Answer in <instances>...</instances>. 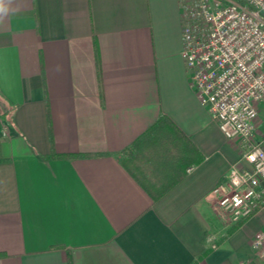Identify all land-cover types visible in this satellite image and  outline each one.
Instances as JSON below:
<instances>
[{
  "label": "crops",
  "instance_id": "0c3cea01",
  "mask_svg": "<svg viewBox=\"0 0 264 264\" xmlns=\"http://www.w3.org/2000/svg\"><path fill=\"white\" fill-rule=\"evenodd\" d=\"M184 23L180 0H0V264H264V208L229 234L209 198L243 150L192 87ZM162 117L205 161L155 203L122 152Z\"/></svg>",
  "mask_w": 264,
  "mask_h": 264
},
{
  "label": "built area",
  "instance_id": "2783aa9c",
  "mask_svg": "<svg viewBox=\"0 0 264 264\" xmlns=\"http://www.w3.org/2000/svg\"><path fill=\"white\" fill-rule=\"evenodd\" d=\"M180 1L192 87L223 136L243 148L209 198L231 225L245 223L264 208V147L255 141L264 106V0ZM252 246L264 261V232Z\"/></svg>",
  "mask_w": 264,
  "mask_h": 264
},
{
  "label": "trees",
  "instance_id": "16d2710c",
  "mask_svg": "<svg viewBox=\"0 0 264 264\" xmlns=\"http://www.w3.org/2000/svg\"><path fill=\"white\" fill-rule=\"evenodd\" d=\"M204 161L205 157L167 117L160 118L122 152L123 167L155 203L176 188L189 169ZM242 225H234L229 234Z\"/></svg>",
  "mask_w": 264,
  "mask_h": 264
},
{
  "label": "rangeland",
  "instance_id": "374dc122",
  "mask_svg": "<svg viewBox=\"0 0 264 264\" xmlns=\"http://www.w3.org/2000/svg\"><path fill=\"white\" fill-rule=\"evenodd\" d=\"M259 122H261V126H262V128L260 130H262L263 134H264V106L263 105H261V108L259 111ZM255 141L257 143L262 142L263 147H264V136L263 137H256ZM235 143L238 145V147H240V149H243L239 142H235Z\"/></svg>",
  "mask_w": 264,
  "mask_h": 264
}]
</instances>
